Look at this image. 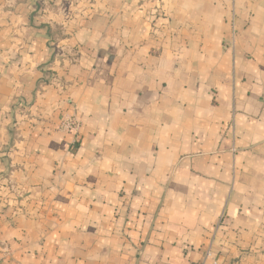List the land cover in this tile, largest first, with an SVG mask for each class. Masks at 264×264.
<instances>
[{
  "label": "crops",
  "instance_id": "0c3cea01",
  "mask_svg": "<svg viewBox=\"0 0 264 264\" xmlns=\"http://www.w3.org/2000/svg\"><path fill=\"white\" fill-rule=\"evenodd\" d=\"M0 246L264 264V0H0Z\"/></svg>",
  "mask_w": 264,
  "mask_h": 264
},
{
  "label": "built area",
  "instance_id": "2783aa9c",
  "mask_svg": "<svg viewBox=\"0 0 264 264\" xmlns=\"http://www.w3.org/2000/svg\"><path fill=\"white\" fill-rule=\"evenodd\" d=\"M79 127H80V123L76 119L75 115H65L61 119V122L57 130L63 133L75 135L77 134ZM1 250L3 251L2 246H0V253H3ZM211 258H212L211 252L207 251L205 253L204 259L206 260V259H211ZM0 263H1V259H0Z\"/></svg>",
  "mask_w": 264,
  "mask_h": 264
}]
</instances>
